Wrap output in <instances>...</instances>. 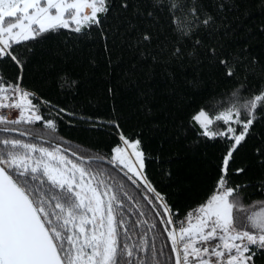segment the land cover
Segmentation results:
<instances>
[{
  "label": "snow or ice",
  "instance_id": "1",
  "mask_svg": "<svg viewBox=\"0 0 264 264\" xmlns=\"http://www.w3.org/2000/svg\"><path fill=\"white\" fill-rule=\"evenodd\" d=\"M254 9L264 15V0H0V63L7 61L17 72L14 82L0 74V108L18 111L15 119L0 114V133L31 138L0 135V264H169L172 260L174 264H257V258L264 262V207L252 211L256 203L264 202L245 205L242 189L247 185L232 186L229 180L234 153L264 119V59L252 54L253 42L264 36V19L255 25L246 23ZM61 30L77 34V39L98 40L106 57V75L117 73L137 87L144 100L149 90H139V83L157 71L173 85L180 76L189 88L200 86L205 71L236 84L222 101L213 97L206 101L207 110L202 107L191 118L193 127L199 125V136L226 142V154L216 190L184 220H173L164 197L142 175L139 139L130 141L121 134L124 147L111 149L107 162L122 165L132 184L139 182L155 194L163 209L156 215L165 225L170 253L150 245L147 232L132 242L137 228L146 226L151 232L156 224L140 218L145 213L139 202L126 206L125 198L132 202L134 197L122 186L107 183L103 170L93 173L84 166L89 163L84 157H78L80 163L68 159L53 143L55 137L44 146L40 129L12 127L40 124L56 131V121L41 114V105L49 102L22 87V80L35 45ZM124 52L129 62L121 68ZM89 65L96 66L94 57ZM188 69L194 71L191 79L186 77ZM78 83L67 74L58 77V87L65 91ZM106 91L115 95L110 82ZM141 107L151 115L148 103ZM218 108L223 111L210 117L209 112ZM61 113L74 115L66 108H59L56 115ZM86 119L97 126V121ZM101 123L119 127L114 121ZM218 123L224 130H213ZM128 148L138 167L126 158ZM255 154L258 164L264 165V150L256 148ZM244 171L235 170L237 175ZM260 190L264 191V181ZM144 199L153 204L148 196ZM133 209L139 213L134 222L129 216Z\"/></svg>",
  "mask_w": 264,
  "mask_h": 264
},
{
  "label": "trees",
  "instance_id": "2",
  "mask_svg": "<svg viewBox=\"0 0 264 264\" xmlns=\"http://www.w3.org/2000/svg\"><path fill=\"white\" fill-rule=\"evenodd\" d=\"M262 19L264 15L254 9L251 19L246 23L255 25ZM76 36L75 33L61 30L59 35L52 34L47 40L36 44L32 63L22 80L23 87L38 93L41 100L49 102L41 108V114L46 119L56 121V131L51 133V130L44 129L40 124L12 127L22 131L40 129V137L47 140L42 141L46 147L49 146L48 141L55 137L53 142L61 144L72 153L75 152L77 156L104 157L108 160L111 158V149L121 144V134L130 141L139 139L140 150L144 153L143 174L156 192L164 197L174 219L206 202L217 187L222 155L226 154V142L221 138L209 140L199 136V125L193 127L194 121L191 118L202 107L206 108V101L213 97L222 101L224 94L236 87L234 80L225 81L205 71L200 86L189 88L183 84L180 76H177V83L173 85L166 76H161L157 71L151 79H142L139 83V90H149L147 100H144L138 95L137 87L122 81L117 73L106 75V57L98 40L77 39ZM235 43L237 42H230ZM252 54L264 59V36L253 42ZM116 55L117 52H114L113 59ZM93 57L96 66L90 67L89 59ZM128 62L129 56L124 52L120 67H126ZM0 72L7 79L15 81L17 72L7 61L0 63ZM60 74H67L70 79L79 83L71 91L62 90L58 87ZM193 75L194 71L188 69L187 79H191ZM109 82L115 89L114 96H109L106 91ZM144 103H148L151 115L146 114L147 109H142L141 105ZM59 108H66L74 115L61 113L57 116ZM222 110L218 108L216 112ZM216 112L210 111L209 114ZM89 117L97 121V126H90L86 119ZM108 121H114L119 127H109L106 123H101ZM213 130H224V126L218 123L213 126ZM0 135L31 141L11 133ZM256 148L264 150V119L258 120L252 134L234 153L230 162L231 185H247L242 189L245 193V205L264 202V191L260 190V182L264 181V165L258 164ZM64 155L80 163L79 159L65 152ZM88 162L85 167H90L93 173L103 170L107 183L122 186L134 197L132 202L125 198L126 206L139 202V208L145 213L140 218L156 224L151 232L146 226L137 228L138 235L133 236L132 242L147 232L146 239L150 245L154 243L157 248H164L166 253H170L171 245L162 224L159 223L160 219L138 190L111 165L95 160ZM120 167L127 172L121 165ZM238 168H244V173L237 175L235 170ZM138 185L152 199L160 213H163L155 194L147 192L143 184L138 182ZM258 204L260 203L255 205ZM129 216L134 222L139 213L133 209ZM257 262L264 263L260 258H257ZM169 264H174V260L169 261Z\"/></svg>",
  "mask_w": 264,
  "mask_h": 264
},
{
  "label": "water",
  "instance_id": "3",
  "mask_svg": "<svg viewBox=\"0 0 264 264\" xmlns=\"http://www.w3.org/2000/svg\"><path fill=\"white\" fill-rule=\"evenodd\" d=\"M22 131V130H21ZM11 134H16V135H18V136H20L19 135V133L17 132V133H11ZM24 138H29V139H31L30 137H24ZM40 140L41 141H47L46 139H44V138H41L40 137ZM54 144H56V145H59L60 146V148L62 149V150H64V152L65 153H67V154H69V155H71V156H73V157H75V158H77L78 159V157H80V156H77V155H72V152L70 151V150H68V149H66L64 146H62L61 144H59V143H57V142H53ZM85 158V160L86 161H90V160H95V161H101V162H105V163H107V164H109L107 161H108V159H103V160H100V159H91V158H97V157H84ZM109 165H111L112 167H114L112 164H109ZM121 175H123L127 180H128V173L127 172H125L120 166H118V167H114ZM143 176H144V174H143ZM131 184H132V182L130 181V180H128ZM137 190H138V192L141 194V196L143 197V199H144V196H148L143 190H142V188L138 185V183L137 184H132ZM145 200V199H144ZM146 202H147V200H145ZM148 203V202H147ZM150 205V204H149ZM151 206V208L153 209V208H155V213L158 211V212H160L158 209H157V207H156V205L153 203V204H151L150 205ZM158 218L159 219H161V216H158ZM163 226V229H164V227H165V225H162ZM166 234V233H165ZM166 236H167V234H166ZM169 243H170V241H169ZM171 245V244H170Z\"/></svg>",
  "mask_w": 264,
  "mask_h": 264
},
{
  "label": "built area",
  "instance_id": "4",
  "mask_svg": "<svg viewBox=\"0 0 264 264\" xmlns=\"http://www.w3.org/2000/svg\"><path fill=\"white\" fill-rule=\"evenodd\" d=\"M0 74H1V72H0ZM22 87H23V86H22ZM24 88H25V87H24ZM25 89H26V88H25ZM30 91H31V90H30ZM37 102H39V101H35V100H34V103H37ZM43 107H44V104L41 105V108H43ZM0 114L7 115V117H8L9 119H15V118L18 116V111H17V110H14V109H2V108H0ZM215 190H216V189H215ZM215 190H214V191H215ZM213 193H214V192H213ZM213 193H212V194H213ZM197 206H199V205H197ZM197 206L193 207V208L190 209L189 211L194 210ZM168 208H169V207H168ZM189 211H188V212H189ZM188 212H186L183 216H181V217L178 218V219H174L173 216H172V218H173L174 221H176V222L178 223L179 221L185 219L186 214H187ZM257 264H264V263H258V262H257Z\"/></svg>",
  "mask_w": 264,
  "mask_h": 264
},
{
  "label": "rangeland",
  "instance_id": "5",
  "mask_svg": "<svg viewBox=\"0 0 264 264\" xmlns=\"http://www.w3.org/2000/svg\"><path fill=\"white\" fill-rule=\"evenodd\" d=\"M85 11H87V10H85ZM222 111H223V110H222ZM219 112H220V111H218V112H216V113H214V114H209V115H210V117L214 118V116H215L216 114H218ZM221 124H222V123H221ZM119 146L124 147L122 141H121V144H120ZM126 154H127L126 158L128 159L129 163H132L134 166H137V167H138V165H136V158L132 155V150H131L130 148L126 149ZM121 166H122V165H121ZM122 167H123V166H122ZM126 170H127V169H126ZM142 175H143V173H142ZM261 207H264V204H258V205H255V206L252 208V211H259V210L261 209Z\"/></svg>",
  "mask_w": 264,
  "mask_h": 264
}]
</instances>
